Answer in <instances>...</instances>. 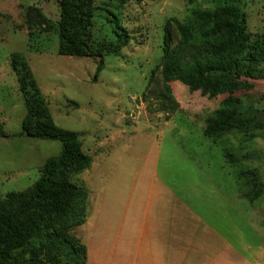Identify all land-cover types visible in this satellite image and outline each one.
I'll return each instance as SVG.
<instances>
[{"label": "rangeland", "instance_id": "1", "mask_svg": "<svg viewBox=\"0 0 264 264\" xmlns=\"http://www.w3.org/2000/svg\"><path fill=\"white\" fill-rule=\"evenodd\" d=\"M61 1L0 0V131L8 135H0V200L28 190L63 151L59 140L22 133L28 111L12 63L22 53L55 124L79 133L92 158L71 178L89 193L86 223L72 230L87 247V264H135L141 234L134 218L164 193L177 197L178 262H254L252 247L264 246V195L247 200L240 173L254 170L264 183V62L233 95L181 81L166 93L162 69L167 48L181 38L179 24L218 0H93L92 54L85 57L60 53ZM240 5L251 38L264 36V0ZM118 25L130 43L118 54L103 52L118 42ZM231 96L242 101L246 126L208 137V120ZM182 207L202 226L183 221Z\"/></svg>", "mask_w": 264, "mask_h": 264}, {"label": "trees", "instance_id": "2", "mask_svg": "<svg viewBox=\"0 0 264 264\" xmlns=\"http://www.w3.org/2000/svg\"><path fill=\"white\" fill-rule=\"evenodd\" d=\"M241 2L218 0L213 10L197 11L189 25L179 24L181 38L167 48L162 69L166 93H171V82L181 81L212 96L233 95L244 84L242 76L264 62V36L251 38ZM93 24V0H62L60 53L90 56L86 35ZM118 29V42H111L103 52L118 54L130 43L128 31L120 25ZM12 63L28 111L22 133L59 140L63 151L45 164L42 176L28 190L10 192L0 200V264H87V247L72 230L86 223L89 193L71 178L90 168L92 158L82 150L79 133L55 124L25 55L14 54ZM103 68L101 62L99 69ZM241 103L233 96L223 100L208 120L205 134L217 138L245 127ZM0 135L8 137L3 131ZM224 156L237 161L229 152ZM240 176L247 200L254 202L264 195V183L254 170Z\"/></svg>", "mask_w": 264, "mask_h": 264}, {"label": "crops", "instance_id": "3", "mask_svg": "<svg viewBox=\"0 0 264 264\" xmlns=\"http://www.w3.org/2000/svg\"><path fill=\"white\" fill-rule=\"evenodd\" d=\"M143 211V215L134 218L137 226L136 232L141 234L135 264H183L178 262V204L176 195L171 197L164 193L160 198L149 202ZM179 213L183 214V221L195 220L198 227L202 226V218L197 216L193 218L192 212L185 207L180 208ZM252 250L257 255L255 261L250 264H263L264 246H253ZM195 264L205 263L196 262Z\"/></svg>", "mask_w": 264, "mask_h": 264}]
</instances>
